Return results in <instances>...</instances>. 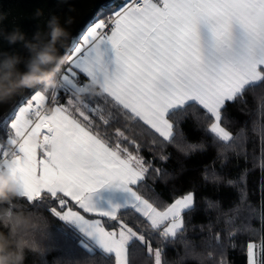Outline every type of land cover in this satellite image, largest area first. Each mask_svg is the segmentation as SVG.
<instances>
[{"label":"snow or ice","instance_id":"snow-or-ice-1","mask_svg":"<svg viewBox=\"0 0 264 264\" xmlns=\"http://www.w3.org/2000/svg\"><path fill=\"white\" fill-rule=\"evenodd\" d=\"M200 22L211 31L207 57L197 32ZM233 25L242 30L239 39ZM67 64L62 76L66 92L80 91V74L91 81L104 79L102 91L115 109L112 119L119 122L122 116L125 124L151 136L153 144L172 143V118L198 107L212 121L207 131L231 146L234 137L221 126L223 112L250 87L264 84V0H127L107 21L90 28ZM44 102L45 95L36 91L26 107L5 118L14 131L8 136L13 150L11 159L4 153L0 171L15 177L18 198L54 205L51 215L80 225L105 253L114 254V264H129L135 243L154 255L155 264H164L163 249H153L149 235L166 241L177 237L194 195L161 207L140 191L160 169L139 154L141 146L126 135L127 129L117 128L114 135L102 131L71 99L51 113L43 110ZM52 102L59 103L55 94ZM97 115L103 124L110 123ZM34 135L42 137L43 146L32 143ZM128 144L135 145V153ZM38 149L45 158H37ZM105 186L125 195L101 208L93 194ZM74 207L97 218L86 219ZM128 209L142 218L136 226L119 215ZM105 217L115 222L110 230ZM247 264H264V241L247 244Z\"/></svg>","mask_w":264,"mask_h":264},{"label":"trees","instance_id":"trees-1","mask_svg":"<svg viewBox=\"0 0 264 264\" xmlns=\"http://www.w3.org/2000/svg\"><path fill=\"white\" fill-rule=\"evenodd\" d=\"M123 1L101 9L94 23L107 20ZM67 67L65 61L58 73L60 79ZM88 81L80 74L81 86ZM57 89L58 104L52 102L51 90H46V110L52 103L67 106L71 99L102 131L114 135L117 128L127 129L126 135L141 146L139 154L154 169H160L141 186L143 195L161 207L188 193L194 195L193 208L183 213L184 229L177 237L166 241L159 235H149L153 249H163L164 264H247V244L260 245L264 241V84L250 87L241 99L229 102L223 112L221 126L234 137L231 146L207 131L212 121L198 107L172 118L176 124L172 143L153 144L151 136L138 127L132 128L131 122L125 124L122 116L119 122L112 119L115 109L103 91L85 95L77 102L75 93L66 92L64 87ZM97 113L108 117L110 123L103 124ZM9 135L6 121L0 126L1 148H11ZM190 145L202 147L192 150ZM127 146L135 153V145ZM52 206L48 202L32 204L26 198L0 206L27 209L41 220L35 235L37 250L26 252L24 264H114L113 254L93 246L70 222L51 215ZM73 210L86 219L97 218L76 207ZM119 215L130 226L142 219L131 209L121 210ZM101 219L106 229L115 224L106 217ZM128 259L129 264H155L154 255L139 243L132 245Z\"/></svg>","mask_w":264,"mask_h":264},{"label":"clouds","instance_id":"clouds-1","mask_svg":"<svg viewBox=\"0 0 264 264\" xmlns=\"http://www.w3.org/2000/svg\"><path fill=\"white\" fill-rule=\"evenodd\" d=\"M42 10H37L36 16H41ZM6 15L0 13V24ZM72 18L65 21L71 24ZM46 31H37L31 39L17 27L11 32L0 28V38L9 45L22 44L27 57L18 53L0 51V103L7 102L15 95L25 90L55 89L60 85L58 73L65 63V57L60 49L70 36L68 30L60 24L59 17L51 16L46 24ZM24 64L21 71L19 65ZM106 83L104 79L88 81L80 86L75 93L76 101L80 102L85 95H98ZM34 145L43 146L39 135L31 138ZM49 150H54L51 145ZM19 197V188L15 177L7 170L0 171V206L10 204ZM41 227L39 217L20 208L9 210L0 207V264H24L26 252L37 250L35 235Z\"/></svg>","mask_w":264,"mask_h":264},{"label":"water","instance_id":"water-1","mask_svg":"<svg viewBox=\"0 0 264 264\" xmlns=\"http://www.w3.org/2000/svg\"><path fill=\"white\" fill-rule=\"evenodd\" d=\"M117 0H0V13L6 15V19L0 24L6 32H11L14 28H19L27 39H31L33 34L39 31H46L48 19L55 15L59 17L60 24L70 33L64 46L60 49V54L67 61L69 55L79 44L82 35L93 25L97 14L101 9L112 6ZM42 10V15L37 17V10ZM72 18L71 24L65 21ZM0 51L18 53L27 57L28 53L22 44L9 45L0 38ZM21 71L25 70L24 64L19 65ZM36 89L25 90L15 95L7 102L0 103V126L6 122V117L14 114L16 110L27 102Z\"/></svg>","mask_w":264,"mask_h":264},{"label":"crops","instance_id":"crops-1","mask_svg":"<svg viewBox=\"0 0 264 264\" xmlns=\"http://www.w3.org/2000/svg\"><path fill=\"white\" fill-rule=\"evenodd\" d=\"M119 7H115L113 12L108 16L111 17L115 11L119 10ZM107 18V20H108ZM107 20H103V21H107ZM101 21V20H100ZM100 21H96L95 23H98ZM95 23H93V25L91 27H94L95 26ZM90 27V28H91ZM90 28L85 32L84 35L87 34V32L90 30ZM197 32L198 34L200 35L201 37V42H202V46H203V51H204V55L207 57L208 55V52H209V46H210V43H211V31H210V28L209 26L205 23V22H200L197 24ZM233 34L235 37H237L238 39L241 37V34H242V30L239 28V25H233ZM82 35V38L79 42V44L77 45L80 46L82 43H83V36ZM111 55L114 57V53H111ZM67 63V62H66ZM83 75V74H82ZM87 78V77H86ZM88 79V78H87ZM89 80V79H88ZM90 81V80H89ZM46 100V98H45ZM47 101L44 102V108L43 110L45 112H48V113H51V111L57 107V105H54L52 103V105L50 106V108L48 110H46L47 108ZM27 106V102L23 103V105H21L20 107H26ZM19 107V108H20ZM18 108V109H19ZM18 109L16 110V112L18 111ZM8 127H9V130H10V122H8ZM11 131V134L14 135V131L10 130ZM41 138V137H40ZM11 148H13V146L11 145ZM8 148H1L0 146V163L3 162L4 160V153L6 152ZM8 159H11L12 158V155H8L7 157ZM37 158L38 159H43L45 158L43 156V153L40 149H38L37 151ZM124 193L116 190L114 187H110V186H105V188H102L99 190L98 193L96 194H93V199L96 201L97 205L101 208H106L108 207V202L111 201L113 203H116V202H119L120 200L123 199L124 197ZM67 210V209H66ZM90 215H93V214H90ZM72 225H74L77 229H79L81 231V233H83L85 235V237L92 243L93 246H96L97 248L101 249L95 242V240L93 238H90L88 237L82 230H81V227L80 225L74 223V222H70ZM102 250V249H101ZM114 255V254H113Z\"/></svg>","mask_w":264,"mask_h":264},{"label":"built area","instance_id":"built-area-1","mask_svg":"<svg viewBox=\"0 0 264 264\" xmlns=\"http://www.w3.org/2000/svg\"><path fill=\"white\" fill-rule=\"evenodd\" d=\"M127 3V0H124L123 2H122V4L120 5V7H122V6H124L125 4ZM119 7V8H120ZM107 31V30H106ZM62 74V73H61ZM58 79H60V76L58 77ZM51 90V99H52V97H53V94H56V92H57V88H55V89H50ZM41 140H42V137H41ZM12 150H13V148H8L7 150H6V152L8 153V155H11V153H12ZM41 151H42V153H43V150L42 149H40Z\"/></svg>","mask_w":264,"mask_h":264},{"label":"rangeland","instance_id":"rangeland-1","mask_svg":"<svg viewBox=\"0 0 264 264\" xmlns=\"http://www.w3.org/2000/svg\"><path fill=\"white\" fill-rule=\"evenodd\" d=\"M67 61H68V59H67ZM66 61V62H67ZM63 76V75H62ZM62 76H61V79H60V85H59V87H64L63 85H64V82H63V80H62ZM59 87H57V88H59ZM64 89H65V87H64ZM39 91L42 93V94H44L45 95V98H46V100L45 101H47V94H46V91H45V89H43V88H41V89H39ZM102 91V90H101ZM31 100V98L27 101V103L29 102Z\"/></svg>","mask_w":264,"mask_h":264}]
</instances>
